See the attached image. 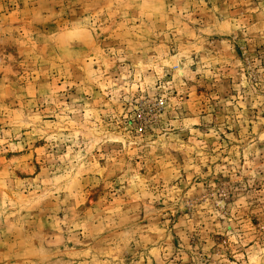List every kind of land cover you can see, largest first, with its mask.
Segmentation results:
<instances>
[{
	"label": "rangeland",
	"instance_id": "374dc122",
	"mask_svg": "<svg viewBox=\"0 0 264 264\" xmlns=\"http://www.w3.org/2000/svg\"><path fill=\"white\" fill-rule=\"evenodd\" d=\"M0 264H264V0H0Z\"/></svg>",
	"mask_w": 264,
	"mask_h": 264
}]
</instances>
